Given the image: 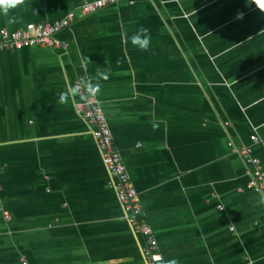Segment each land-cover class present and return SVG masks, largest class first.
<instances>
[{"label":"crops","instance_id":"obj_1","mask_svg":"<svg viewBox=\"0 0 264 264\" xmlns=\"http://www.w3.org/2000/svg\"><path fill=\"white\" fill-rule=\"evenodd\" d=\"M86 1L19 0L0 30ZM141 28L147 50L131 43ZM57 37L67 45L0 52V264H146L76 109L80 80L166 264H264V191L230 146H251L264 170V0H122Z\"/></svg>","mask_w":264,"mask_h":264},{"label":"built area","instance_id":"obj_2","mask_svg":"<svg viewBox=\"0 0 264 264\" xmlns=\"http://www.w3.org/2000/svg\"><path fill=\"white\" fill-rule=\"evenodd\" d=\"M122 0H93L86 1L79 8V12L71 11L64 18L55 22L28 23L24 28L0 30V52L15 51L25 47L43 46L49 48L65 47L67 44L61 41L58 34L69 28L76 20L78 14L83 16L93 14L102 8L117 4ZM134 4V1H130ZM80 101L76 104L78 113L90 124L95 126L94 137L103 157L105 166L113 180V188L124 209L127 221L133 230L142 234L145 238L143 248L146 264H166L161 252L155 232L146 218L140 195L132 182L128 167L122 154L115 147L114 136L111 131L107 117L98 101L92 86L86 85L82 80L75 85ZM255 143L261 141L255 134L252 137ZM232 150L242 155L247 164L251 166L250 188L264 191V170L259 158L254 156L251 146L240 147L230 142ZM1 200V186H0ZM223 209L222 206H220ZM6 220H11V214L3 210ZM160 257L161 259H157Z\"/></svg>","mask_w":264,"mask_h":264},{"label":"clouds","instance_id":"obj_3","mask_svg":"<svg viewBox=\"0 0 264 264\" xmlns=\"http://www.w3.org/2000/svg\"><path fill=\"white\" fill-rule=\"evenodd\" d=\"M19 3V0H0V12L7 14L9 9L15 8L16 5ZM237 20H241V14L237 13L236 16ZM12 23V21H9ZM150 36L148 35V30L145 28H141L136 34L131 37V43L133 45L138 46L142 50H147L149 47ZM96 89H94L95 91ZM78 89H72V92L75 93ZM157 259H161L157 257ZM169 264H175V261L169 262Z\"/></svg>","mask_w":264,"mask_h":264}]
</instances>
